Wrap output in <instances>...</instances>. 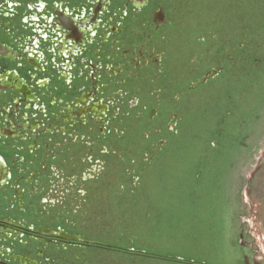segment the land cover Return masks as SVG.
Segmentation results:
<instances>
[{
	"label": "flooded vegetation",
	"instance_id": "flooded-vegetation-1",
	"mask_svg": "<svg viewBox=\"0 0 264 264\" xmlns=\"http://www.w3.org/2000/svg\"><path fill=\"white\" fill-rule=\"evenodd\" d=\"M252 8L264 0H0V264L143 254L106 222L174 150L192 100L250 59Z\"/></svg>",
	"mask_w": 264,
	"mask_h": 264
},
{
	"label": "rangeland",
	"instance_id": "rangeland-1",
	"mask_svg": "<svg viewBox=\"0 0 264 264\" xmlns=\"http://www.w3.org/2000/svg\"><path fill=\"white\" fill-rule=\"evenodd\" d=\"M255 11L245 13L250 59L192 100L174 150L149 168L136 203L106 222L132 231L143 254L105 252L104 264H264V11Z\"/></svg>",
	"mask_w": 264,
	"mask_h": 264
}]
</instances>
